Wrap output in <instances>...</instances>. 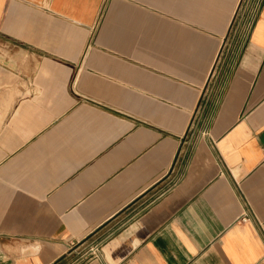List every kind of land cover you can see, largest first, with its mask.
I'll list each match as a JSON object with an SVG mask.
<instances>
[{"label": "crops", "instance_id": "crops-1", "mask_svg": "<svg viewBox=\"0 0 264 264\" xmlns=\"http://www.w3.org/2000/svg\"><path fill=\"white\" fill-rule=\"evenodd\" d=\"M0 264H264V0H0Z\"/></svg>", "mask_w": 264, "mask_h": 264}, {"label": "rangeland", "instance_id": "rangeland-1", "mask_svg": "<svg viewBox=\"0 0 264 264\" xmlns=\"http://www.w3.org/2000/svg\"><path fill=\"white\" fill-rule=\"evenodd\" d=\"M173 181H174V180L171 179V182H169V183H172ZM169 183H168V184H169ZM168 184H167V185H168ZM167 185H166V186H167ZM95 243H98L97 240H92V241H90V242L86 245L85 248L82 249V252L80 253V258H79V260L82 259V258L85 259V258H87V257L89 256V249H90V247H91L93 244H95Z\"/></svg>", "mask_w": 264, "mask_h": 264}, {"label": "built area", "instance_id": "built-area-1", "mask_svg": "<svg viewBox=\"0 0 264 264\" xmlns=\"http://www.w3.org/2000/svg\"><path fill=\"white\" fill-rule=\"evenodd\" d=\"M99 250V243L93 244L90 249H89V255H94L98 252Z\"/></svg>", "mask_w": 264, "mask_h": 264}]
</instances>
